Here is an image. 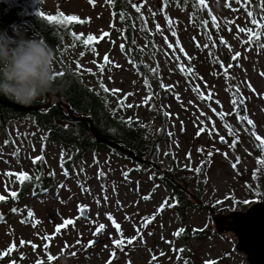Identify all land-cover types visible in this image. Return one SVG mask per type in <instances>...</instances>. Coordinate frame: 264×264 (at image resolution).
I'll list each match as a JSON object with an SVG mask.
<instances>
[{
  "label": "rangeland",
  "instance_id": "374dc122",
  "mask_svg": "<svg viewBox=\"0 0 264 264\" xmlns=\"http://www.w3.org/2000/svg\"><path fill=\"white\" fill-rule=\"evenodd\" d=\"M108 2L43 1L44 10L82 18L75 31L98 40L92 50L73 47L59 60L71 69L78 62L87 86L99 89L102 82L111 94L107 107L114 108L116 117L132 127L151 121L149 134L154 135L159 128L156 110L169 114V137L159 143L152 165L163 172L172 171L174 165L172 173L183 177L198 167L204 180L198 200L203 207L195 201L198 206L177 213L166 203L170 188L155 179L159 169L135 164L109 149H87L84 159L68 162L65 147L46 143L44 130L31 118H16L0 130V196L5 197L0 200V251H5L0 264H35L37 259L41 264H205L209 260L213 264H246L243 255L234 250V235L216 233L205 207L243 211L242 206L250 202H264V196L254 195L262 190L251 177L258 167L264 169L257 163L264 158L259 141L251 136L254 131L264 139V47L259 46L264 45L260 21L264 0H204L197 11L168 0H128L135 26L131 5L145 19L146 33L136 27V37L156 75L148 79L151 94H146L144 79L118 47V22ZM249 12L261 24L260 35L251 43L246 32L239 31H256ZM17 30L26 38L37 37L25 24L7 32L12 35ZM237 52L239 56H235ZM85 68L91 71L85 72ZM54 70H60L55 59ZM151 95L155 101L149 110L152 102L143 98ZM243 116L252 125L247 120L238 123L237 118ZM38 156L43 165L40 186L20 190L22 182L13 173L24 171L34 177L38 166L32 158ZM11 191L17 192L15 199L9 196ZM244 200L248 203H241ZM78 204L87 206L84 219L77 212ZM161 204L165 206L157 212ZM13 208L18 211H11ZM28 209L33 217L27 216ZM106 214L118 225L119 235ZM69 218L72 223L53 235L54 226ZM100 224L104 228L93 235ZM180 226L212 230L213 234L182 243L172 235ZM133 236L136 239L127 243ZM113 239L122 240V246L116 247ZM89 240L93 243L85 247ZM9 243L13 244L10 253L6 251ZM45 244L52 261L45 255Z\"/></svg>",
  "mask_w": 264,
  "mask_h": 264
},
{
  "label": "trees",
  "instance_id": "16d2710c",
  "mask_svg": "<svg viewBox=\"0 0 264 264\" xmlns=\"http://www.w3.org/2000/svg\"><path fill=\"white\" fill-rule=\"evenodd\" d=\"M43 1L18 0L14 2L13 0H0V29L11 31L21 24L27 25L38 38L52 48L56 62H60L59 57L70 48L80 47L83 52L94 48L95 43L98 41L97 37L93 35L95 38L94 42L84 45L83 40L88 35L82 36L75 31L77 26L83 23L84 20L82 18L75 15L78 18L76 22L59 26L48 24L38 17L36 15L38 10L47 15H56L59 12L57 10H44L41 7ZM168 1H173L181 7H192L197 11L198 4L195 3V0ZM108 5L118 22L117 31L120 38L118 47L125 55L126 61L144 81L147 80L148 82L149 78H156V75L149 69V63L144 59V51L136 37V33H138L136 27L141 33H146L144 16L139 14L131 5L136 15L137 26H135V21L129 13L130 5L128 0H109ZM141 35L144 36L143 34ZM60 65L63 64L60 62ZM64 70L68 73L69 68L64 66ZM82 76L83 74L79 73V76L66 74L61 78H55L50 89L28 105L16 103L12 99L0 95V130H5L7 124L13 119L29 117L38 127L44 130L43 139L46 143H57L65 147L68 162L72 159L75 161L82 160L86 156L85 150L91 149L94 151L98 148H106L115 155L125 157L122 153L102 143H94L88 130V124L82 120H69L64 108L57 103L54 96H51V94H56L68 106L69 111L74 116L89 118L92 126L100 136L129 149L140 161H133L125 157L126 159L133 161L135 164L146 163L152 165L159 143L168 140L169 137V131L166 129L167 117L161 114L163 111L156 110V117L159 119L158 129L160 131L158 132L157 129L154 135H150L151 121L146 122L144 127H132L128 122L117 118L116 110L113 111L114 108L110 109L106 105L107 99L111 97L110 92L105 93L100 88L87 86L84 84ZM146 89V94H151L148 83ZM49 97L51 100L50 103H47ZM149 100L152 102L153 107L154 97L151 95ZM42 105H46V107L44 109L39 108ZM235 145L236 143H233V146ZM36 163L38 166L36 175L28 181L22 182L20 190H25L27 187L40 186L43 165L39 160ZM171 170H174V165ZM172 171H156L158 176L155 179L170 188L171 196L166 202L169 207L179 214H184L187 207L198 206L195 201L199 200L204 180L199 176V170H195L192 175H186L185 177L176 173L173 174ZM255 172V178L253 173H251V177L260 186L262 191L259 192V196L262 197L264 196V169L258 167ZM191 176L195 177L193 181L189 180ZM245 208L242 206L243 210ZM213 210L220 213L229 211L224 209ZM179 229H183V231L176 235V239L182 243H187L189 240L203 239L213 234L212 230L206 232L205 229H188L183 226H180Z\"/></svg>",
  "mask_w": 264,
  "mask_h": 264
},
{
  "label": "clouds",
  "instance_id": "9594fccd",
  "mask_svg": "<svg viewBox=\"0 0 264 264\" xmlns=\"http://www.w3.org/2000/svg\"><path fill=\"white\" fill-rule=\"evenodd\" d=\"M54 53L42 39L0 29V95L28 105L54 81Z\"/></svg>",
  "mask_w": 264,
  "mask_h": 264
},
{
  "label": "water",
  "instance_id": "95a60500",
  "mask_svg": "<svg viewBox=\"0 0 264 264\" xmlns=\"http://www.w3.org/2000/svg\"><path fill=\"white\" fill-rule=\"evenodd\" d=\"M51 96H54L57 103L64 108L69 120H82L88 124V130L94 143H102L133 161H140L129 149L100 136L89 118L74 116L58 95L51 94ZM50 100L49 97L47 103H50ZM45 107L46 105H42L39 108L44 109ZM196 202L202 206L201 202L198 200ZM205 208L210 212V220L216 233L231 232L234 235L236 240L234 250L243 255L246 264H264V202H255L248 205L243 211L232 210L225 214L215 213L212 208ZM80 216L84 219L85 212L80 213Z\"/></svg>",
  "mask_w": 264,
  "mask_h": 264
},
{
  "label": "snow or ice",
  "instance_id": "6c2138e0",
  "mask_svg": "<svg viewBox=\"0 0 264 264\" xmlns=\"http://www.w3.org/2000/svg\"><path fill=\"white\" fill-rule=\"evenodd\" d=\"M91 2H92V0H89V3H91ZM141 2H143V0H141ZM238 2H239V0H238ZM195 3L196 4H203L204 3V0H195ZM132 6L136 9L137 12L140 11V9L135 4H133ZM161 11H163V8H161ZM36 15L38 17H40L43 21L47 22L48 24H54V25H59V26H65V25L69 24L70 22H76L77 19H78L75 15H66L65 16V15H63L62 13H59V12H57L56 15H47L44 12L39 11V10L37 11ZM209 15H211V13H209ZM190 16H191V14H190ZM249 18L251 20V24L256 26V31L253 32L252 30L245 29V28H240L239 31L246 32V34L248 35V38H249V43H251V41L253 39H256L260 35L259 29L261 27V24H258L257 23L256 18L253 16V14L251 12H249ZM141 19H143V17H141ZM165 19L167 20V17H165ZM260 21H261L262 24H264V16H261L260 17ZM70 35H71V33H70ZM77 39H79V37H77ZM94 39H95L94 36L89 34L86 37V39L83 40V44L84 45H89L90 42H92ZM221 43H223V41H221ZM240 43L243 44L244 41L241 40ZM259 46L260 47H264V45H259ZM80 55L83 56L84 53L81 52ZM235 56H239V53L238 52L235 53ZM105 58H107V57H105ZM189 59H191V57H189ZM57 63L59 64L60 62L57 61ZM177 67H181V66L179 64H177ZM80 68H81V65L78 62H76V68L75 69L69 68L68 73H66L65 70H64V66L63 65H60V70L59 71H56L55 70L54 73H53L54 79L55 78H61V77H63L66 74H71V75H74V76H79ZM84 71L85 72H90L91 70L85 68ZM188 71L190 72L191 69H188ZM144 83H145V86H147V83H148L147 80H145ZM160 87L165 88V87H168V86H165V85L161 84ZM99 88L102 89L105 93H107V92L110 91L109 89L105 88V86H104V84L102 82L99 83ZM89 90H91V89H89ZM143 100L145 102H147L149 100V96H145L143 98ZM151 107H152V105L149 104V110H151ZM113 111H115V109H113ZM233 111H236L235 107L233 108ZM161 114L163 116H165V117H167L169 115L167 112H162ZM237 120H238V123H240L243 120H247V124L248 125H252V121L251 120H248L247 119V116L238 117ZM141 127H144V125H141ZM157 131L159 132L160 129H158ZM197 135H199V133H197ZM251 136H253L256 141H259L258 147H259L262 155H264V139H261V137L258 136L254 131L251 132ZM221 140H223L222 137H221ZM5 143H7V141H5ZM198 151H199V149H198ZM40 159H42V156H38V157L32 158L33 164H35L36 161L37 160H40ZM236 162L237 163L239 162V158L238 157L236 158ZM257 163L259 165H264V158L258 159L257 160ZM232 166L235 168L236 165L233 164ZM197 171H198V167H197ZM7 174L8 173H6V175ZM13 175L16 176V180L18 182H24V181H28L30 179V177L28 176V174H26L24 171H20L19 173H13ZM50 175H51V173H50ZM65 175H67L66 172H65ZM255 176H256V172L254 171L253 172V177L255 178ZM37 179H38V177H37ZM57 187H59V185ZM5 190L7 191V189H5ZM8 194L13 199H15L16 196H17V192L16 191H11ZM254 195H260V193L259 192H254ZM4 199H5V197L0 196V200H4ZM145 199H147V197H145ZM235 203H236V201L233 200V204H235ZM241 203H248V201L247 200H244V201H241ZM164 206H165L164 204H161L160 207L157 208V212L160 210V208H163ZM86 210H87V206L86 205H80V204L77 205V212L78 213H81L82 214ZM11 211L16 212V211H18V209L13 208V209H11ZM106 215H107V219L109 221H112V226L114 228H117V235H119L120 234L119 233V227L116 224V222L113 220V217L110 214H106ZM27 216L28 217H33V213L31 211V209H28L27 210ZM0 218H2V217H0ZM125 219H127V217H125ZM149 219H151V218H149ZM32 223H33V226H35V224L37 222L33 219ZM70 223H72V220L70 218L69 219H63V222L61 224H57V225L54 226L53 235H55L56 232H59L62 228H64L66 225H68ZM103 228H104V225L103 224H100L97 227L96 232L93 233V235L98 234L99 231H101ZM182 231H183V229H179L178 228L175 232L172 233V235L173 236H176V235H178ZM137 235H139V232H137ZM43 239H47V236H45ZM135 239H136V236H133V237L127 238V241L126 242L130 244L132 242V240H135ZM25 243L26 242L23 239H21L20 244L21 245H24ZM92 243H93L92 240L87 241V245H85V247H87L88 245H91ZM112 243L116 247H121L122 246V240L113 239L112 240ZM65 247H67V245H65ZM32 248L35 249L36 248V245L33 244L32 245ZM44 248H45V255H47L48 260L49 261H52L54 259V257L51 256V255H48V253L46 251L47 244L44 245ZM12 249H13V244L12 243H9L7 245L6 251L10 253L12 251ZM63 251H64V249L62 248L61 249V252H63ZM4 255H5V251H0V257H3ZM73 255H74V253H73ZM113 256H114V253L110 254L109 259L111 260ZM9 264H12V261H9ZM35 264H41L40 260L37 259L36 262H35ZM205 264H213V262L211 260H209V261H206Z\"/></svg>",
  "mask_w": 264,
  "mask_h": 264
}]
</instances>
